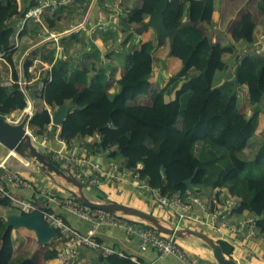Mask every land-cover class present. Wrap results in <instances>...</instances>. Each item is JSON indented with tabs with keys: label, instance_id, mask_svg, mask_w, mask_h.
I'll return each mask as SVG.
<instances>
[{
	"label": "trees",
	"instance_id": "1",
	"mask_svg": "<svg viewBox=\"0 0 264 264\" xmlns=\"http://www.w3.org/2000/svg\"><path fill=\"white\" fill-rule=\"evenodd\" d=\"M159 1L130 0L126 7L124 4L125 16L119 21L122 32L144 25ZM35 5L25 6L20 12L16 0H0V55L5 56L10 66L13 41L18 31L14 26L17 19ZM257 9L264 19V0H259ZM212 12L211 0H169L163 11L167 29L175 31L188 20L199 27H186L174 38L168 56L177 58L181 68L166 88L159 90H152L149 83L156 49L152 40L141 44L138 50L124 52L126 69L116 83L118 91L114 94L109 93L106 80L99 82L86 69L74 68L59 59L55 49L50 50L43 60L53 65L41 81V88H28L30 98L39 100L30 128L32 134L40 138L51 125L43 101L53 109L70 104L71 113L60 125V135L65 141L97 136L98 141L88 145L92 154L116 146L115 151L122 159L121 167L133 169L141 165L137 170L140 180L147 182L149 188L158 191L162 197L170 198L175 194L185 197L184 181L188 179L200 190L226 189L228 195L237 200L232 212L241 214L248 210L252 216L262 217L260 220L254 218V221L264 233V136L248 135V120L238 105L239 92L245 87L252 112L261 111L264 57L248 53L241 56L232 77L212 90L207 79L213 63L212 41L203 27L210 24ZM26 27L20 31L19 38ZM33 27L36 29L33 33L40 30L38 24ZM255 30L252 14L244 12L232 28V38L253 47ZM101 33L103 40L109 43L119 37L114 32ZM132 40V36L127 37L123 45ZM230 51L224 49L222 54ZM224 66L226 68V64ZM11 71L14 83L0 85V117L3 119L13 113L21 114L27 108L13 66ZM77 84L83 88L77 90ZM170 88L175 89L174 99L165 102V93ZM141 96H149V103L137 104ZM123 131H129V136L122 137ZM92 190L98 200L111 202L99 189ZM28 201L43 212L54 213L42 196L33 195ZM0 208L7 210L6 215L19 212L6 198H0ZM11 231L6 227L4 216L0 215V264H36L30 251L22 246L19 250L14 249ZM52 243L42 249L45 261L56 256L55 250L49 249ZM218 243L225 255L232 253V246L224 241ZM95 264L135 263L128 256L112 254L99 255Z\"/></svg>",
	"mask_w": 264,
	"mask_h": 264
},
{
	"label": "crops",
	"instance_id": "2",
	"mask_svg": "<svg viewBox=\"0 0 264 264\" xmlns=\"http://www.w3.org/2000/svg\"><path fill=\"white\" fill-rule=\"evenodd\" d=\"M16 1L21 12L23 7L33 5L37 0ZM86 2L87 0H71V2H69L67 5H62L54 11H48L44 13L43 23L46 27H49L47 28L49 33L57 34L67 30V28L78 18L79 13ZM118 2L121 6L119 19H122L125 16V12L122 8L121 0ZM258 2L259 0H211L213 9L211 22L209 25L204 24L203 27L207 30V33L210 35L212 41L213 63L207 72V79L212 90H215L232 77L237 61L239 58H241V56H244L246 53H248V55L264 57V19L262 14H260L257 9ZM244 12H250L255 22L256 42L253 47L244 44L242 41H234L232 38V28L240 15ZM107 13L108 11L103 7V0H97L90 13V22L95 23L105 20L107 18ZM17 21L18 29H20L21 20L17 19ZM32 30L33 29L29 30L28 28V30H25L20 38H18V46L13 50V52L17 51L19 53L20 49L22 48V43L29 44V46L22 51L21 57L27 52L32 53L33 51L39 49L45 50L44 48L52 50L57 47L59 59L71 64L74 68L79 70L86 69L89 71L90 76L95 77L94 79H98L99 82L106 80L108 91L111 94H114L118 91L116 83L121 79L126 69L123 62L124 52H128L131 49L138 50L141 44L151 41L150 35H148L145 39H142V42H140V40L137 41V38H134L132 41H130V43L123 45L124 41L120 42L122 32H117L119 35L118 39H116L114 43H109L108 41L106 42L103 40L101 32L89 33L88 31H81L69 37L59 39L57 43L50 41L46 44H36L37 32L33 33ZM155 46L156 49L153 53L154 67L149 83L151 84L152 90H159L166 88L170 78H173L180 70L181 63L177 58L168 56L170 51V48H167L168 45L166 47H158L155 44ZM224 49H230L231 51L229 53L222 54ZM48 52L49 51H44L43 53L46 54ZM45 64H47V62L44 61V64H42V69L39 70V72L34 70L32 79H36L31 82L30 85H28L29 87L34 86L37 88L38 83H41L43 78L47 76L48 70L46 69ZM224 64H226V68ZM29 75H31V73H29ZM38 76H41V78L38 79ZM159 77H162L163 79L161 78L162 80L160 81ZM167 77L169 80H167ZM32 79H30V81H32ZM82 88L83 85H76L77 90H81ZM174 91L175 89L172 90L171 88L170 90H167L164 96L165 102H169L174 99ZM239 94H242L247 99L245 87L241 88ZM34 101V107L39 105V100ZM136 103H149V96L139 97ZM42 106L40 105V107ZM260 109L261 111L253 113L250 108L248 112L249 115H247V113L245 114L249 125V131L247 132L248 135L264 136V98L260 105ZM129 134V131H123L122 137L129 136ZM44 138L45 139L41 138L37 144L45 149L43 151L47 157V151L49 153L61 152L64 155L70 157L72 156V153L74 154L76 152L79 145L78 142H71L62 147L54 137V130H51ZM91 138L92 142L89 145L96 141L95 138ZM117 149L118 148L116 146H113L103 153L93 154L92 156L98 163L102 165V168L106 172H109L110 166L112 164L121 166L122 159L117 155L115 151ZM7 152L8 151L4 149H0V161L5 160L8 155ZM21 164L22 168L18 169L17 171L20 173L21 177L28 182L29 187H9V190L13 195L21 197L25 200L32 199L33 195L37 197L42 196L45 199L51 197L62 199L74 198L70 194L68 187L64 185V183H62V181H60V179L56 176L54 177L52 175H48L31 164H27L25 162ZM97 189L106 194L112 203H118L120 205L148 213L155 217L164 227L198 231L209 236L216 243H218V241H224L233 248L232 253L227 256L231 257L238 264H264V239L250 237L245 230L235 233L227 226H222L220 223V218L212 219L207 224L193 221L177 224V215L172 209L160 205L152 196L151 191L140 189L137 186V183L131 181L129 178L123 179L122 181H118L116 183L106 184L103 188ZM84 192L89 195L88 198L90 200L100 201L96 198V193H94L92 189L87 188L84 190ZM187 193V195L194 198H199L206 203L209 202L213 197L217 199L221 206H224L226 203H230L231 215L229 217V221L231 223H237L238 221L245 219H262V217L257 218L252 216L248 210H243L241 214L233 213L232 210L236 206L237 200L233 197H230L226 189L205 188L200 190L198 188L197 192L189 193L187 191ZM216 193H219V196H216ZM48 204H50L54 210V213L58 217H61L63 221L65 220V223L68 226L76 230L81 235H85L91 229L89 223L80 221L74 215L65 212L61 208L51 203ZM192 211L198 220H205L203 211L197 205H193ZM17 215L23 214L18 212ZM123 217L139 223L142 226H146V224L142 223L136 218L129 216ZM23 230L24 229L11 231L14 241V249H16L17 244L20 242L21 246L23 245L22 249L30 251L31 257L36 264H58L55 258L49 261H45L43 259L42 249L44 247L36 246L35 237L32 239L34 246L30 248L29 237H26V235L22 233H27V231ZM94 234L95 239L101 245L114 251L115 254H118L119 256H128L135 264H184L172 255H167L161 258L159 257L157 251L152 248L141 250L138 239L128 237L120 229L99 226L95 229ZM177 240L182 246L191 264H217L212 256L210 247L202 239L187 234H182ZM51 242L53 243L49 246V249H55L58 245V242L56 239H53ZM99 255L106 256L102 255L98 251L88 248H81L77 262L78 264H95Z\"/></svg>",
	"mask_w": 264,
	"mask_h": 264
},
{
	"label": "built area",
	"instance_id": "3",
	"mask_svg": "<svg viewBox=\"0 0 264 264\" xmlns=\"http://www.w3.org/2000/svg\"><path fill=\"white\" fill-rule=\"evenodd\" d=\"M119 0H103V7L108 11L107 18L103 21H98L95 23L90 22V13L93 7L95 6L97 0H87V2L82 7L78 18L75 20L73 24H71L67 30H64L60 33L53 34L49 33L47 27L43 23V15L48 11H54L62 5H67L71 0H37L36 5L30 8L21 20V28L18 29L15 37H14V46L12 50L17 48L18 46V38L20 31L24 28L25 25L28 24H38L40 26V30L37 32V43L46 44L50 41H54L57 43L59 39L64 37H69L73 34H77L81 31L89 33H99L106 31H116L121 33L120 30V12L121 6L118 2ZM56 50L58 56L57 47L54 48ZM31 53L27 52L22 59H30ZM4 55H0V60H2L7 66L10 67L8 62H5ZM5 60V61H4ZM26 62V61H25ZM28 62V61H27ZM36 64H44L43 61H38L37 58L33 59V63L30 64L29 72L33 74ZM52 63L45 64L48 73L51 70ZM21 68V65H20ZM35 75V74H34ZM18 76L17 84L20 87V90L24 94L27 100V108L21 113L20 120L27 115L31 120L33 114L35 113L34 99L30 98L29 91L26 89L28 85L31 84L35 79H26V76L20 73ZM50 76L48 75L47 78ZM39 79V76H38ZM30 81V82H29ZM12 71L10 67L9 77L5 80V82L1 83L2 86H10L13 84ZM42 84L38 83V87L41 88ZM43 109H45L49 115L50 119L52 113L55 111L51 106L46 104L44 101L42 102ZM19 119L17 121H19ZM9 122H17L11 121ZM26 131L30 136L33 142H38V137L32 134V130L30 128V121L26 126ZM54 130V137L56 141L62 146H66L71 142H78V148L76 152L72 156L68 157L61 152H46L49 159L52 163H54L59 169H61L64 173L68 174L75 180L79 181L85 186L88 187H97L103 188L106 184L116 183L118 181H122L123 179L129 178L131 181L137 183V186L143 190L151 191L152 196L156 199V201L162 205L163 207L172 209L177 215V224L193 221L199 222L202 224L209 223L212 219L220 218V223L222 226H227L231 231L235 233H239L242 231H246L250 237L264 239V233H261L258 229L254 219H245L240 220L237 223H231L229 221V217L231 215L230 205L226 203L224 206H221L217 199L214 197L210 199L209 202H205L200 200L199 198H194L192 196H186L183 198L179 194H175L170 198L160 196L158 191L150 190L148 183L140 180V177L137 173L138 169H141V165H137L136 168L126 169L117 164H112L110 166V171L106 172L100 163H98L94 158L93 154L90 152L88 145L92 142V138H85L81 140H73L71 142H67L62 139L60 135L61 128L56 127L52 128L50 125L45 131L44 135L40 138L45 139L48 133ZM98 141V137H93ZM9 187L11 188H27L29 184L25 181L20 173L7 165L4 160L0 161V198L9 199L11 205L16 208L19 212L23 213H32L36 210V206L25 200L21 197H17L13 195ZM49 203L61 208L65 212L74 215L80 221L87 222L90 224L91 229L85 234L81 235L76 230L72 229L70 226L66 225L63 220L57 217L53 213H44L43 218L45 222L56 229L58 231L59 237L56 239L58 242L56 250L55 260L58 264H77V259L80 255L81 248H88L91 250L98 251L102 253V255H111L114 252L110 249L105 248L94 238V230L99 226L112 227L116 229L122 230L128 237L137 238L139 241V246L141 250H146L147 248L155 249L159 255V257H165L167 255H172L176 257L178 260L183 262L184 264H191L177 239L172 236L164 235L162 233L157 232L156 230H152L145 226L140 225L132 220H129L124 217H119L115 214H110L104 211L91 209L79 202H77L73 198H49L47 200ZM193 205H197L204 213L205 220H198L193 213ZM141 264V263H138Z\"/></svg>",
	"mask_w": 264,
	"mask_h": 264
},
{
	"label": "water",
	"instance_id": "4",
	"mask_svg": "<svg viewBox=\"0 0 264 264\" xmlns=\"http://www.w3.org/2000/svg\"><path fill=\"white\" fill-rule=\"evenodd\" d=\"M169 0H160L156 5L152 13L149 15L148 19L145 21V24L135 31L137 41L141 38V35L148 30H152L155 35L156 45L158 47L164 45L168 41L170 48L174 42V38L179 34V32L189 26L199 27V24H193L191 21H186L181 25L177 30L172 31L166 28L164 25L163 11L166 9ZM132 35V32H122L120 37V42L126 40L127 37ZM154 64L152 63V69ZM71 113V105L64 104L58 106L51 116V125L59 127L61 122ZM30 119L27 115L20 121L18 124H11L7 120L0 117V145L4 147L7 151L14 152L22 159L33 160L37 164L39 170L47 173L48 175L60 176L68 181V183L76 186L79 190V196L70 191V194L73 195L78 201L83 205L90 207L91 209H96L104 211L110 214H117V212H122L123 214L131 215L138 219H142L148 222V226L152 229H155L159 233L164 235L172 236L174 238H179L182 234H187L202 239L211 249L212 256L217 264H238L231 257L225 255L222 251L220 245L214 242L209 236L198 231H193L189 229H177L172 227L162 226L158 220L152 215L145 213L141 210L133 209L120 205L118 203H100L92 202L83 195L81 190H83V185L78 181L74 180L72 177L64 174L55 164L47 159V157L39 152L30 136L26 131V126ZM7 155L5 158V163L9 166L15 167L18 166V160L14 157L10 158V155ZM184 184L189 193L197 192L198 188L192 185L191 179L184 181ZM259 218V217H257ZM6 227L11 228L12 230L24 229L34 233L36 239L37 247H45L53 239L58 238V232L48 226L43 219V214L40 211L33 212L29 215H7L5 217Z\"/></svg>",
	"mask_w": 264,
	"mask_h": 264
},
{
	"label": "rangeland",
	"instance_id": "5",
	"mask_svg": "<svg viewBox=\"0 0 264 264\" xmlns=\"http://www.w3.org/2000/svg\"><path fill=\"white\" fill-rule=\"evenodd\" d=\"M128 1H130V0H121V5H122V8L124 9L125 7H126V4L128 3ZM124 4H125V7H124ZM148 19V18H147ZM27 26V28H26V30H28V28H29V30H31V29H33V30H36V29H34V24H28V25H26ZM120 26V25H119ZM143 26V25H142ZM15 28H17L18 29V24L17 25H15L14 26ZM20 27H21V25H20ZM139 27H141V26H139ZM138 27V28H139ZM138 28H136V27H133L132 28V30H130V31H128V32H132V35H130V36H132V39H136L137 37H136V35H135V31H136V29H138ZM120 30L122 31V28H121V26H120ZM111 32H114V33H117L116 31H111ZM118 34V33H117ZM148 35H150V38H151V40L156 44V40H155V35H154V32L150 29V30H148V31H146L145 33H143L142 35H141V38L139 39L140 40V42H142V39H145ZM38 41V40H37ZM168 45V47L167 48H170V46H169V43H168V41H166L165 43H164V45H162V46H164V47H166ZM13 46H14V41H13ZM29 46V44H26V43H22V48L20 49V52L18 53L17 51H14L13 53H12V55H11V59H12V66H13V68H14V71H16V74L17 75H19V73H20V69H21V73L22 74H24V76H28V80L29 79H32L33 78V75L31 74V75H29V67H30V64H32L33 63V59L34 58H37L39 61H43V58H44V56L46 55V54H44L43 52L44 51H50L48 48H44L45 50H36V51H33L32 53H31V55H30V59H25V60H23L22 59V57H21V55H22V51L23 50H25L26 49V47H28ZM162 46H160V47H162ZM117 56V55H116ZM6 60V59H5ZM4 60V61H5ZM26 61V62H25ZM28 61V62H27ZM5 62H7V61H5ZM20 65H21V68H20ZM12 66H10V67H12ZM10 67L9 66H7L2 60H0V84L1 83H3V82H5V80L9 77V73H10ZM42 69V65L41 64H36V67H35V71H38L39 72V70H41ZM162 69V68H161ZM160 69V70H161ZM42 73V72H41ZM37 76V75H36ZM167 76H168V74H167ZM39 78H41V76H39ZM160 78V77H159ZM162 78V77H161ZM160 78V81L163 79H161ZM44 79V78H43ZM171 79V78H170ZM167 80H169L168 79V77H167ZM28 88H31V87H26V89H28ZM32 89V88H31ZM28 91L30 92V90L28 89ZM238 101H239V103H238V105H239V108H240V111L242 112V113H244V114H246L247 113V115H249L248 114V112H249V110H250V107H249V104H248V102H247V99L242 95V94H239V98H238ZM39 107V105H37L36 107H34V109H35V111L37 110V108ZM57 108V107H56ZM55 108V109H56ZM20 116H21V114H17V113H13V114H10L9 116H6V119L5 120H7L8 121V119H10L11 121H17L19 118H20ZM24 118V117H23ZM22 118V119H23ZM21 119V120H22ZM20 119H19V121H17V122H9V123H11V124H18V123H20V121H21ZM51 120V119H50ZM52 127H54V128H56L55 126H52ZM40 139L41 138H38V141H40ZM35 144V147H36V149L38 148V151L39 152H41V153H45L43 150H45L44 148H42L41 146H39L38 144H37V142L36 143H34ZM0 149H4V150H6L4 147H2L1 145H0ZM7 151V150H6ZM8 154H9V151L7 152ZM246 153H247V149H246ZM119 156V155H118ZM120 157V156H119ZM21 158V157H20ZM121 158V157H120ZM22 159V158H21ZM21 159H18V166H15V167H12V168H14V169H16V170H18V169H20V168H22V162H21ZM22 160H25V159H22ZM29 161H33V160H29ZM34 162V161H33ZM31 165H33L34 167H38V166H36L37 164H34V163H31ZM39 169V168H38ZM67 186V185H66ZM68 187V186H67ZM87 188H89V189H93V187H85L84 188V190L85 189H87ZM87 195V194H86ZM87 196H89V195H87ZM91 197V196H90ZM157 203V202H156ZM6 212H7V210H5V209H3V208H0V215H2V216H4V217H6L7 215H6ZM24 231V230H23ZM24 235H26V237H29V243H30V248H32L33 246H34V243H33V233L31 232H28L27 231V233L26 232H22ZM11 236H12V234H11ZM12 240H13V237H12ZM14 243V242H13ZM16 246V245H15ZM23 246V245H22ZM20 247H21V243L19 242L18 244H17V247H16V250L18 249H20Z\"/></svg>",
	"mask_w": 264,
	"mask_h": 264
},
{
	"label": "bare ground",
	"instance_id": "6",
	"mask_svg": "<svg viewBox=\"0 0 264 264\" xmlns=\"http://www.w3.org/2000/svg\"><path fill=\"white\" fill-rule=\"evenodd\" d=\"M32 143L34 144L35 142H33L32 141ZM34 146H35V144H34ZM38 150V149H37ZM44 154V153H43ZM10 158L11 157H14L15 159H21L20 158V156H18L16 153H14V152H10ZM45 155V154H44ZM46 156V155H45ZM47 157V156H46ZM47 159L49 160V158L47 157ZM50 161V160H49ZM21 162L22 163H27V164H31V163H34L33 161H29V160H22L21 159ZM35 164V163H34ZM54 164V163H53ZM37 166V165H36ZM38 168V167H37ZM61 170V169H60ZM62 171V170H61ZM63 172V171H62ZM64 173V172H63ZM64 174H66V173H64ZM52 175V174H51ZM66 175H68V174H66ZM52 176H54L55 177V175H52ZM69 176V175H68ZM57 178H59L60 179V181H62V183H64V185H67L68 186V189L70 190V191H72L74 194H76L77 196H79V190H78V188L76 187V186H73L72 184H70V183H68V181L66 180V179H64V178H62V177H60V176H56ZM71 177V176H70ZM74 179V178H73ZM75 180V179H74ZM77 181V180H76ZM79 182V181H78ZM80 183V182H79ZM82 184V183H81ZM83 185V184H82ZM84 186V185H83ZM84 188L85 187H83V190H81V192L83 193V195L86 197V199H88V200H90L89 198H88V196L86 195V193L84 192ZM156 191V190H155ZM188 194V193H187ZM180 195V194H179ZM73 196V195H72ZM182 196V195H181ZM186 196H189V195H185V197ZM74 197V196H73ZM183 197V196H182ZM185 197H183V198H185ZM51 198H55V197H51ZM168 198V197H167ZM49 198H46V201L48 200ZM58 199H62V198H58ZM73 199H76L75 197L73 198ZM77 200V199H76ZM90 201H92V200H90ZM48 202V201H47ZM92 202H100V201H92ZM49 203V202H48ZM100 203H103V202H100ZM229 205H230V203H229ZM90 208V207H89ZM36 211H39L38 210V208H36V210L35 211H33V212H36ZM32 212V213H33ZM42 214H43V211H40ZM19 213H23V212H19ZM32 213H24V214H32ZM44 213H47V212H44ZM53 214H55V213H53ZM56 215V214H55ZM115 215H117V216H119V217H123V216H129V217H133V216H131V215H127V214H123L122 212H117V214H115ZM57 216V215H56ZM58 217V216H57ZM59 218H61V217H59ZM124 218H126V217H124ZM133 218H136V217H133ZM44 219V218H43ZM62 219V218H61ZM128 219V218H127ZM136 219H138V218H136ZM130 220V219H129ZM139 221H141L142 223H144V224H146V226L145 227H147L149 224H148V222H146V221H144V220H142V219H138ZM45 221V220H44ZM64 222V221H63ZM65 223V222H64ZM47 224V223H46ZM66 224V223H65ZM48 225V224H47ZM67 225V224H66ZM49 226V225H48ZM51 227V226H50ZM53 228V227H52ZM147 228H150V229H152L151 227H147ZM56 230V229H55ZM152 230H155V229H152ZM57 231V230H56ZM95 231V230H94ZM58 232V231H57ZM158 232V231H157ZM58 237H59V234H58ZM94 238H95V234H94ZM57 239V238H56ZM177 239V238H176ZM97 241V240H96ZM106 248V247H105ZM108 249V248H107ZM55 250V249H54ZM95 251V250H94ZM55 252H56V250H55ZM114 252V251H113ZM113 254H115V252L113 253ZM112 255V254H111ZM56 257V256H55Z\"/></svg>",
	"mask_w": 264,
	"mask_h": 264
}]
</instances>
